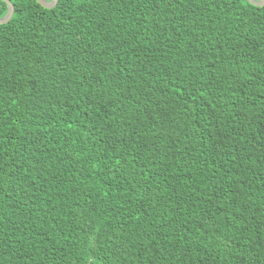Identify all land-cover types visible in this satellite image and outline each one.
Returning <instances> with one entry per match:
<instances>
[{"label": "trees", "instance_id": "trees-1", "mask_svg": "<svg viewBox=\"0 0 264 264\" xmlns=\"http://www.w3.org/2000/svg\"><path fill=\"white\" fill-rule=\"evenodd\" d=\"M9 1L0 264H264V4Z\"/></svg>", "mask_w": 264, "mask_h": 264}, {"label": "water", "instance_id": "water-1", "mask_svg": "<svg viewBox=\"0 0 264 264\" xmlns=\"http://www.w3.org/2000/svg\"><path fill=\"white\" fill-rule=\"evenodd\" d=\"M2 1L4 3H6V5H7V13H6L5 16H3V17L0 18V24L6 23L11 18L12 14H13V5H12V3L9 0H2ZM36 1H37V3H39L41 6H43L45 8H51L57 2V0H56L55 3L49 4V3H45L44 0H36ZM248 1L251 4L258 5V6H261V5L264 4V0H248Z\"/></svg>", "mask_w": 264, "mask_h": 264}, {"label": "snow or ice", "instance_id": "snow-or-ice-1", "mask_svg": "<svg viewBox=\"0 0 264 264\" xmlns=\"http://www.w3.org/2000/svg\"><path fill=\"white\" fill-rule=\"evenodd\" d=\"M44 2H45V3H49V4H51V3H55L56 0H44Z\"/></svg>", "mask_w": 264, "mask_h": 264}]
</instances>
